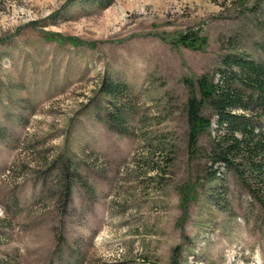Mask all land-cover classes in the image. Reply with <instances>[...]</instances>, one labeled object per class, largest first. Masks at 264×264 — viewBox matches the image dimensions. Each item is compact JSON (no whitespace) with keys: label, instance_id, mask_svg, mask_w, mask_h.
I'll use <instances>...</instances> for the list:
<instances>
[{"label":"rangeland","instance_id":"374dc122","mask_svg":"<svg viewBox=\"0 0 264 264\" xmlns=\"http://www.w3.org/2000/svg\"><path fill=\"white\" fill-rule=\"evenodd\" d=\"M229 56L264 64V0H0V264H264L208 107L188 147L191 81Z\"/></svg>","mask_w":264,"mask_h":264},{"label":"trees","instance_id":"16d2710c","mask_svg":"<svg viewBox=\"0 0 264 264\" xmlns=\"http://www.w3.org/2000/svg\"><path fill=\"white\" fill-rule=\"evenodd\" d=\"M93 1L106 7L112 0ZM190 85L185 105L188 147H197L199 136L212 127V118L202 114V108L208 107L217 131L212 137L211 161L232 166L243 178L247 170L258 179L264 193V135L255 127L260 114L264 115V64L229 56L222 67L197 77Z\"/></svg>","mask_w":264,"mask_h":264},{"label":"clouds","instance_id":"9594fccd","mask_svg":"<svg viewBox=\"0 0 264 264\" xmlns=\"http://www.w3.org/2000/svg\"><path fill=\"white\" fill-rule=\"evenodd\" d=\"M259 255H260V253H259V249H258V250H257V254H256V256L254 257V260L256 261V264H260Z\"/></svg>","mask_w":264,"mask_h":264}]
</instances>
